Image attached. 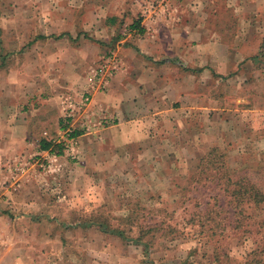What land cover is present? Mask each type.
<instances>
[{
	"label": "rangeland",
	"instance_id": "1",
	"mask_svg": "<svg viewBox=\"0 0 264 264\" xmlns=\"http://www.w3.org/2000/svg\"><path fill=\"white\" fill-rule=\"evenodd\" d=\"M167 2L132 0V5L135 9L139 8V12L134 16L130 13L126 14L128 17H116L121 31L115 36L119 33L127 36L131 33L129 26L139 18L141 25L145 21L149 32L154 25H161L165 19L170 20L171 16L165 7ZM252 2L250 7L255 10L251 12H206L211 34H224L222 39L226 43H207L204 49L202 47L199 50L200 55H206L203 61L205 66L213 68L215 62L227 63L228 60L219 57L221 52L231 50L239 56L248 57L252 53H262L257 66L264 69V27L251 26L256 19H264L261 10L259 13L256 11V8L262 9L264 0ZM49 3L57 8L60 0H47L46 4L40 0H0V40L6 45L7 37L17 39L23 33L33 36L38 29L23 27L21 23L26 20L23 16L30 15L33 22L43 21L46 12L44 8ZM148 8L152 11L157 8V14L152 12L149 15ZM46 13L50 18V15L53 17L60 12L53 8L52 13ZM73 15L77 18L81 12L77 9ZM96 15L95 12L92 18L88 13L86 18L97 19ZM11 16L20 22L17 28H8L7 21ZM223 17H230L231 21L239 19L241 24L228 28L224 26ZM53 28V25L47 23L45 34L56 33ZM237 33L242 37L253 36L254 42L244 43L241 39L238 42L230 41V36H236ZM102 48L107 51L105 55L115 50L112 44ZM102 62L103 59L100 64ZM245 62L238 61V73H241ZM181 67L187 73L183 72L186 77L190 75V89L196 90L199 80L197 71H193L191 65L189 68L184 64ZM214 77L218 78L217 75H206L205 108H181V112L172 119L167 117L170 120L167 125L162 124V119L143 116L139 132L142 129L146 137L142 138L141 144L132 142L126 147L123 142L120 151L128 152L126 155L116 152L110 142L104 143L100 138L78 141V136L72 137L75 130L81 135L89 129L85 123L83 126L79 122V126L73 125L75 109L70 116L66 115L65 109L63 137L56 134L54 138L58 143H67L63 155L54 161L63 171L58 173L59 179L55 183L50 182L49 186L38 189L39 196L52 201V204L43 205L58 220L54 224L53 221L32 222L24 218L4 220L6 224H3V229L11 232V235L8 231L4 236L5 241L10 240L9 243L5 242L4 247L12 244L17 249L16 253L3 254L4 263L151 264L146 262L149 258L145 256L143 246L133 240L125 241L112 232L105 233L98 225L86 226L95 219L106 220L112 227L121 228L131 237H137L139 230L144 227L147 233L145 239L151 242L150 259L157 263L179 264L186 261L188 264H264L261 244L264 235V227L261 225L264 220V202L258 207L244 204L242 212L239 211L237 215L234 201L220 189L225 180L220 179V185H217L216 178L213 181L206 179L218 175L219 172L214 171L213 167L227 160L225 164L229 166L233 180L246 176L248 181L262 187L264 193V127L258 126L260 120L253 125L255 120L252 119V131H246V126H251L246 122L250 116L230 111V108L236 110L238 107L239 111L242 108L245 113L247 103H212L218 93L229 97L232 91L235 94L236 90H240V86L231 83V75L222 77L220 84L214 82ZM221 105L222 109H226L219 115L217 111ZM221 120L233 122L224 124L220 131ZM104 125L102 122L101 126ZM143 145L149 147L138 149ZM86 148L93 149L94 155L85 156L83 149ZM213 148L218 150L200 163ZM39 163H44L41 167L43 170L49 169L50 162L47 159L42 158ZM49 231L55 235H48Z\"/></svg>",
	"mask_w": 264,
	"mask_h": 264
},
{
	"label": "crops",
	"instance_id": "2",
	"mask_svg": "<svg viewBox=\"0 0 264 264\" xmlns=\"http://www.w3.org/2000/svg\"><path fill=\"white\" fill-rule=\"evenodd\" d=\"M41 1L46 4L47 0ZM252 3V0H168L165 7L170 20L154 25L150 32L146 30L149 28L144 21L145 32H131L116 44L113 38L121 31L116 17L130 13L134 16L139 12V8L132 5V0H103L102 3L101 0H60L57 8L52 3L44 8L49 13L53 8L60 12L56 16L50 15L49 18L45 12L43 21L37 20L36 23L30 15L23 16L26 20L22 21V26L34 27L38 31L33 36L23 33L17 39L7 37L9 49H5V42L0 40V234L3 238L0 264H5L4 253L17 252L12 244L4 247L5 242L10 241L4 240L9 231L3 229L4 220L24 218L32 222L53 221V224L58 220L44 206L52 204V201L39 196L38 189L49 186L50 182L55 183L63 168L54 164L60 155L43 150L40 141L48 136L55 138L56 134L63 137L65 99L69 98L74 103L72 124L79 122L83 126L85 123L89 129L78 135V141L100 138L104 143L110 142L121 155L128 153L120 151L123 142L126 147L132 142L143 143L142 138L146 135L142 134V129L139 132L143 116L162 119V124L167 125L169 119L181 112V108H205L206 75H217V79L214 77L216 84H220L222 77L231 75V83L240 86V90L235 94L232 91L229 97L218 93L212 103H247L245 113L238 107L236 110L230 108V111L250 116L246 122L251 126H246V131H252L258 120V126L264 127V69L257 66L262 53H252L251 50L248 57L231 50L221 52L217 56L228 62H215L213 68L205 66L206 55L199 53L207 43H226L222 39L224 34H211L206 12H251L255 10L250 7ZM77 9L81 15L75 18L73 14ZM260 10L263 15L264 5L262 9L256 8L258 13ZM148 11L152 15V12L157 14L158 9L152 11L148 8ZM95 12L97 19L86 18L88 13L93 18ZM224 18V26L228 28L241 24L239 19L231 21L230 17ZM111 19H115L114 22ZM19 23L13 16L7 21L10 29L17 28ZM47 23L54 26L56 33L45 34ZM251 26L264 27V19H256ZM233 36H230V41L254 42L250 35L242 37L237 33ZM108 44L115 46L114 52L121 59V68L109 85L99 90L94 88V77L107 52L102 47ZM238 61H246L242 64L241 73H238ZM183 64L187 68L191 65L193 71H197L196 90L190 89V75L186 77L187 73L181 67ZM86 92L91 98L89 102H83ZM219 107L217 112L222 115L226 108ZM252 119L255 120L253 125ZM98 120L105 125H99ZM231 122L221 120L220 131L224 124ZM146 147L149 146L143 145L138 149ZM83 151L87 157L95 152L87 148ZM42 158L50 162L46 171L39 163ZM17 167L24 171L16 172ZM15 179L18 180L17 186ZM52 234L55 235L53 231L48 232V235Z\"/></svg>",
	"mask_w": 264,
	"mask_h": 264
},
{
	"label": "trees",
	"instance_id": "3",
	"mask_svg": "<svg viewBox=\"0 0 264 264\" xmlns=\"http://www.w3.org/2000/svg\"><path fill=\"white\" fill-rule=\"evenodd\" d=\"M112 22H114L115 19H111ZM129 32L133 33H143L145 32L144 27L141 25V18L136 19L132 22V24L129 26ZM122 35L119 33L117 36L113 38V43H116L118 40H120ZM65 128V127H64ZM78 131H73L71 134L72 137L78 136ZM54 138H43L40 141V146L43 150L50 151L52 153H55L57 155H63L65 151V143L59 142L56 143L54 141ZM218 148H213L208 154H206L201 160L200 163L204 159H208L209 156L213 155L215 151H217ZM225 162L227 163V160H224V162L221 165L213 167V170H217L219 172L218 175L212 176V178L208 177L206 179H209L213 181V178L217 179V185H220L219 180L224 179V185L220 187V189L230 196L231 200L234 201L233 207L236 210L235 214H239V211L242 212V208L244 204H253L256 207L260 206L264 202V193L262 187H259L257 184H254L247 180L246 176H241L238 180H233L230 172H229V166H226ZM223 171L222 173H220ZM215 197L216 196H210ZM234 214V215H235ZM89 220V219H88ZM91 220V219H90ZM127 221L132 222L130 218H126ZM92 226L98 225L101 230L105 233L112 232L116 236H119L121 239L127 241V240H133L136 244L143 246V250L145 253V256L149 259L146 260V262H149L151 264H170V263H157L154 260L150 259L151 251L150 246L151 242L148 239H145L147 236V233L144 232V227L141 228L140 234L137 237H131L127 235L121 228L119 227H112L108 221L106 220H98L96 221L93 219L90 221L86 226ZM262 227H264V220L261 223ZM262 250H264V235L262 237ZM260 246V243L259 245ZM179 264H188L186 261H182Z\"/></svg>",
	"mask_w": 264,
	"mask_h": 264
},
{
	"label": "built area",
	"instance_id": "4",
	"mask_svg": "<svg viewBox=\"0 0 264 264\" xmlns=\"http://www.w3.org/2000/svg\"><path fill=\"white\" fill-rule=\"evenodd\" d=\"M120 68H121V59H120V57L114 52V50L108 52V54L103 57V62H102V64H100V66H99V68H98V70L96 72V75L94 77V88H97L99 90L105 89L109 85L112 77L115 75V73ZM90 99L91 98H90L89 93L86 92L85 96L83 97V102H89ZM64 103H65V105H67L66 108H65L66 112H67L66 115L70 116L71 115V111L74 110V103L69 98L65 99ZM83 104H87V103H83ZM99 125H102V122H100ZM69 136H70V134H69ZM71 139H68V140H71ZM54 141L56 143H58L57 139H55ZM59 142H61V141H59ZM64 143H65V149H66L67 143H66V141ZM66 151H68V150H66ZM48 155H50V154H48ZM41 165L44 166V163H41ZM23 171H24V169L21 168V167H17L16 168V172H23ZM16 176L17 175L15 174V177ZM15 181H16V186H17L18 185V183H17L18 180L15 179ZM2 242H3V238H2V235L0 234V245L2 244Z\"/></svg>",
	"mask_w": 264,
	"mask_h": 264
}]
</instances>
